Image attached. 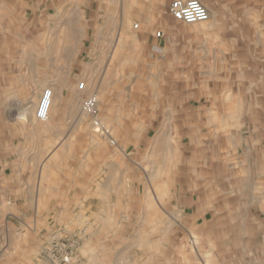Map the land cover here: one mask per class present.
<instances>
[{"label":"rangeland","instance_id":"1","mask_svg":"<svg viewBox=\"0 0 264 264\" xmlns=\"http://www.w3.org/2000/svg\"><path fill=\"white\" fill-rule=\"evenodd\" d=\"M171 1L0 0V264H264V0ZM54 85L71 137L34 117Z\"/></svg>","mask_w":264,"mask_h":264},{"label":"built area","instance_id":"2","mask_svg":"<svg viewBox=\"0 0 264 264\" xmlns=\"http://www.w3.org/2000/svg\"><path fill=\"white\" fill-rule=\"evenodd\" d=\"M168 14L178 23L185 25L203 23L209 20V12L207 8L198 0H172L167 9ZM138 25H134L137 29ZM156 37H161V32L156 33ZM87 85L85 82H79L77 89L85 90ZM53 93L50 88L42 91L41 97L36 106L34 117L39 122H46L49 119ZM99 99L96 93L92 92L82 102L81 110L90 120L91 130L94 134L101 138L109 139L110 143L114 142L111 139V132L105 126L98 108ZM67 260V259H65Z\"/></svg>","mask_w":264,"mask_h":264},{"label":"crops","instance_id":"3","mask_svg":"<svg viewBox=\"0 0 264 264\" xmlns=\"http://www.w3.org/2000/svg\"><path fill=\"white\" fill-rule=\"evenodd\" d=\"M46 88L47 87H42V86L38 87V91H37L38 101L41 97L42 91ZM89 94L90 93H88L87 96ZM70 96H71V91L61 89L59 85H54L53 104H52V108L50 111L49 119L46 122L57 125L56 135L71 137L74 134V128H75V124L77 123L79 110L77 107L73 108L72 103H71L72 98H70ZM81 97H84V94H82ZM29 120H30V117H29ZM43 140L45 141V144H47L48 146V142L51 141V137H49V135L46 133L44 135ZM58 145H59V142L52 144V141H51L50 147H46L45 151H47V153L57 152ZM79 186L80 184L78 183V187ZM93 196H95V200H96L97 195H93ZM97 198H99V201H103L104 205L106 204V206H110V202H109L110 200L107 198L108 201L106 202V200H104V194L101 193L100 195H98ZM95 211H98V209H96Z\"/></svg>","mask_w":264,"mask_h":264},{"label":"bare ground","instance_id":"4","mask_svg":"<svg viewBox=\"0 0 264 264\" xmlns=\"http://www.w3.org/2000/svg\"><path fill=\"white\" fill-rule=\"evenodd\" d=\"M138 27V26H137ZM78 86V85H77Z\"/></svg>","mask_w":264,"mask_h":264}]
</instances>
